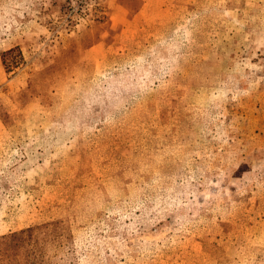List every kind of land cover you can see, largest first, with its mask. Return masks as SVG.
Segmentation results:
<instances>
[{
  "label": "rangeland",
  "instance_id": "rangeland-1",
  "mask_svg": "<svg viewBox=\"0 0 264 264\" xmlns=\"http://www.w3.org/2000/svg\"><path fill=\"white\" fill-rule=\"evenodd\" d=\"M0 264H264V0H0Z\"/></svg>",
  "mask_w": 264,
  "mask_h": 264
}]
</instances>
